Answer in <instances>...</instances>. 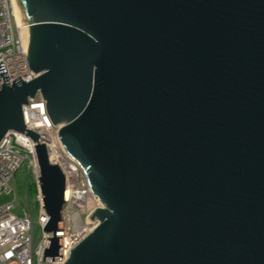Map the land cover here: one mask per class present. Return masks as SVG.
Masks as SVG:
<instances>
[{
  "label": "water",
  "instance_id": "obj_1",
  "mask_svg": "<svg viewBox=\"0 0 264 264\" xmlns=\"http://www.w3.org/2000/svg\"><path fill=\"white\" fill-rule=\"evenodd\" d=\"M14 1L40 74L4 84L0 141L37 143L57 232L65 177L22 113L40 92L104 205L64 264H264V0Z\"/></svg>",
  "mask_w": 264,
  "mask_h": 264
},
{
  "label": "built area",
  "instance_id": "obj_2",
  "mask_svg": "<svg viewBox=\"0 0 264 264\" xmlns=\"http://www.w3.org/2000/svg\"><path fill=\"white\" fill-rule=\"evenodd\" d=\"M14 0H0V92L5 83L29 82L40 73L31 71L27 48L21 37V26L17 21ZM25 126L40 136V143L48 149L49 161L58 165L65 177L64 204L57 232L45 231L49 220L44 209L39 177L41 169L35 152L36 142L26 133L8 131L0 141V264H64L70 250L84 239L99 224L85 223L83 217L96 207H104L92 192L87 172L69 156L60 137V126L55 125L48 115L46 101L40 92L29 97L22 105ZM28 164L33 176L34 193L40 238L34 240L32 214L24 206L23 214L14 213L16 197L10 186L11 179L24 163ZM12 193L14 198L7 200ZM59 238V251L55 256H47L51 239Z\"/></svg>",
  "mask_w": 264,
  "mask_h": 264
},
{
  "label": "rangeland",
  "instance_id": "obj_3",
  "mask_svg": "<svg viewBox=\"0 0 264 264\" xmlns=\"http://www.w3.org/2000/svg\"><path fill=\"white\" fill-rule=\"evenodd\" d=\"M24 24L27 25L25 20H24ZM30 184H33V176L30 171V168L28 167V164L25 162L10 181V186L16 193V197L14 199L15 208L13 211L15 214L21 215L23 214L24 206L27 207V210L31 212L33 217V221H34L33 236H34V240L37 241L40 238L42 231L38 225L39 213L37 211L34 194H32L28 190ZM13 198H14V193H12L9 197H7V200H11Z\"/></svg>",
  "mask_w": 264,
  "mask_h": 264
},
{
  "label": "bare ground",
  "instance_id": "obj_4",
  "mask_svg": "<svg viewBox=\"0 0 264 264\" xmlns=\"http://www.w3.org/2000/svg\"><path fill=\"white\" fill-rule=\"evenodd\" d=\"M16 4V3H15ZM16 10H17V21L21 26V37L23 39L24 45L27 48V43H28V33H27V28L26 25L24 24V18L21 15L20 11L18 10L17 6H16Z\"/></svg>",
  "mask_w": 264,
  "mask_h": 264
},
{
  "label": "trees",
  "instance_id": "obj_5",
  "mask_svg": "<svg viewBox=\"0 0 264 264\" xmlns=\"http://www.w3.org/2000/svg\"><path fill=\"white\" fill-rule=\"evenodd\" d=\"M28 190H29L32 194H34L35 191H36L35 184H34V183H33V184H30L29 187H28ZM31 193H30V194H31Z\"/></svg>",
  "mask_w": 264,
  "mask_h": 264
}]
</instances>
